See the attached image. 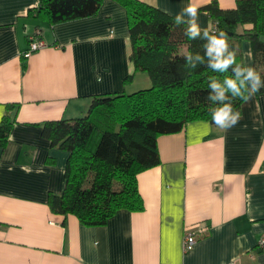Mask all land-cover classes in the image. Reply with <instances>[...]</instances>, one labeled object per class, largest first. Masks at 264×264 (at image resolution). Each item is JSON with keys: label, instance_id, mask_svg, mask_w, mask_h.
Returning <instances> with one entry per match:
<instances>
[{"label": "crops", "instance_id": "obj_1", "mask_svg": "<svg viewBox=\"0 0 264 264\" xmlns=\"http://www.w3.org/2000/svg\"><path fill=\"white\" fill-rule=\"evenodd\" d=\"M176 16L189 0H140ZM192 0L201 29L212 20ZM39 0H0V120L13 123L0 146V264H264V92L242 103L224 131L206 119L156 138L159 163L137 174L144 208L117 210L87 226L48 205L60 194L68 152L43 123L84 114L92 96L151 84L130 60L128 20L117 0L90 16L50 23ZM31 37L45 45L28 57ZM25 59V67L23 61ZM244 67H252L249 42ZM133 73L130 81L125 78ZM206 226L191 250L184 233Z\"/></svg>", "mask_w": 264, "mask_h": 264}, {"label": "trees", "instance_id": "obj_2", "mask_svg": "<svg viewBox=\"0 0 264 264\" xmlns=\"http://www.w3.org/2000/svg\"><path fill=\"white\" fill-rule=\"evenodd\" d=\"M103 0H39L38 14L50 23L93 15ZM126 10L130 60L134 71H144L148 87L132 92L92 96L87 111L71 119L43 123L42 134L68 152L64 187L50 193L48 205L61 214H74L87 226L103 225L119 209L144 208L137 174L159 163L156 138L179 131L194 119L212 122L208 100L210 77L231 76L207 67L186 66L187 53L204 55L201 39L190 40L186 25L174 16L140 0H117ZM233 8L211 1L201 8L211 17V29L228 35L236 63L244 66L243 43L250 44L252 67L264 80V0H235ZM25 67V59L22 62ZM133 73L126 76L130 81ZM264 92L262 87L256 94ZM243 100L233 99L240 112ZM13 118L0 120V146L8 140Z\"/></svg>", "mask_w": 264, "mask_h": 264}, {"label": "clouds", "instance_id": "obj_3", "mask_svg": "<svg viewBox=\"0 0 264 264\" xmlns=\"http://www.w3.org/2000/svg\"><path fill=\"white\" fill-rule=\"evenodd\" d=\"M174 22L177 26L186 25L184 34L190 39H201L204 55L199 53H187L186 66L195 69L197 65L204 64L214 72L227 73L231 69V76H225L221 81L216 77H210L209 95L214 107L210 109L212 122L218 128L227 131L235 126L242 115L233 108V99L239 98L244 102L249 101L262 87L260 73L253 67H244L236 63V52L230 48L228 35L220 30L204 28L199 24V6L189 0L187 6L176 14Z\"/></svg>", "mask_w": 264, "mask_h": 264}, {"label": "built area", "instance_id": "obj_4", "mask_svg": "<svg viewBox=\"0 0 264 264\" xmlns=\"http://www.w3.org/2000/svg\"><path fill=\"white\" fill-rule=\"evenodd\" d=\"M28 45L29 46L27 50L22 53L23 57H28L32 52L43 47L45 43L43 40L37 37H31ZM206 230H207L206 226H200L198 228H192V229L186 230L184 233V238H183L184 250L185 251L191 250L196 241L197 236L205 232ZM259 246L264 247V237L259 240ZM225 264H236V263L234 261H230Z\"/></svg>", "mask_w": 264, "mask_h": 264}]
</instances>
